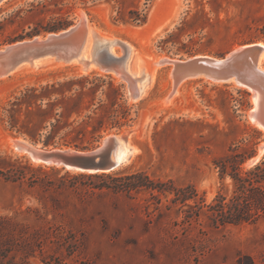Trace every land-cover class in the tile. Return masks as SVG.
<instances>
[{"label":"rangeland","instance_id":"rangeland-1","mask_svg":"<svg viewBox=\"0 0 264 264\" xmlns=\"http://www.w3.org/2000/svg\"><path fill=\"white\" fill-rule=\"evenodd\" d=\"M131 9L146 21H132ZM80 14L99 34L131 45L130 63L136 66L141 59L145 72L158 58L221 56L242 44L264 41V0H5L0 4V47L21 40L20 36L44 35L48 32L42 27L58 19L70 26ZM37 29L41 32L28 36ZM114 50L120 51L118 46ZM169 68L157 67L134 100L127 98L125 83L115 75L82 73L72 63H50L0 78V156L21 160L15 166L26 175L13 182L0 174V261L264 264V215L255 223L218 229L201 216L183 227V212L171 202L172 193L93 186L113 185L116 177L141 171L170 187L193 185L208 204L218 191L229 197L233 190L230 178H219L215 159L238 145L250 152L243 169L264 157L263 150L249 163L264 136L247 118L252 105L247 90L192 78L165 101L171 91ZM82 75L90 77L87 87L97 88L95 106L100 100L109 104L112 95L94 76L119 86V104L128 111L127 119L132 118L121 129L105 133L130 131L126 144L135 148L126 162L109 172L111 178H74L86 173L33 163L8 143L24 136L9 130L2 120L10 100L26 88ZM114 108L121 113L118 106Z\"/></svg>","mask_w":264,"mask_h":264},{"label":"trees","instance_id":"trees-1","mask_svg":"<svg viewBox=\"0 0 264 264\" xmlns=\"http://www.w3.org/2000/svg\"><path fill=\"white\" fill-rule=\"evenodd\" d=\"M128 12L132 21L138 23L146 21V16L140 17L135 9ZM68 25L66 21L58 19L43 26L41 30L52 32ZM41 30L37 29L28 36L38 34ZM261 30L264 35V26ZM22 38L18 37V39ZM89 78L88 75L70 76L47 82L39 88L34 86L26 88L3 108L5 115L2 120L7 123L9 130L24 135L32 141H39L45 146L91 148L106 132L121 129L128 125L132 118L127 119L128 111L119 104L122 97L120 87L99 75L94 76L93 79L100 80L102 86L106 85L112 99L109 104H104L100 100L95 106L93 95L97 88L86 86ZM115 106L121 109V113L114 108ZM248 157L250 152L245 148L239 150L238 145L230 147L225 155L214 160L219 178L221 180L230 178L233 190L229 197L218 191L208 204L198 196L193 185L170 187L165 182L151 180L141 171L118 176L113 185L99 183L93 186L127 192L147 189L158 194L172 193L171 202L178 205V209L183 212L181 220L183 227L201 216H205L207 224L214 229L229 225L239 226L255 223L264 215V157L250 168L243 169L242 164ZM0 163L4 164L0 166V174L5 180L16 182L26 176L15 166L22 163L18 158L0 156ZM76 177L106 179L111 178L112 175L110 173L76 174L74 178ZM0 264L16 263L10 260L3 263L2 260Z\"/></svg>","mask_w":264,"mask_h":264},{"label":"water","instance_id":"water-1","mask_svg":"<svg viewBox=\"0 0 264 264\" xmlns=\"http://www.w3.org/2000/svg\"><path fill=\"white\" fill-rule=\"evenodd\" d=\"M3 1L0 0V4ZM98 34L86 20L78 18L64 29L11 42L0 47V78L23 65L38 64V67H44L50 62H77L84 73L95 68L105 74L117 75L119 81L126 85L127 98L136 99L140 95L137 83L141 77H132L127 72L128 43L115 40V45L120 47L118 54L110 49L109 42L98 40ZM263 55L264 41H258L237 46L221 56L194 55L183 59H160L154 64H167L170 67L171 91L166 100L181 82L194 77L217 84L231 83L247 90L252 99L247 118L257 125L264 136V70L260 64ZM129 135L130 131L110 132L101 138L99 145L87 149L64 145L45 146L25 136L17 137L21 140H15L14 146L33 163L74 173H109L122 164L119 159L121 144L129 140ZM258 154L259 150L249 163H254Z\"/></svg>","mask_w":264,"mask_h":264},{"label":"bare ground","instance_id":"bare-ground-1","mask_svg":"<svg viewBox=\"0 0 264 264\" xmlns=\"http://www.w3.org/2000/svg\"><path fill=\"white\" fill-rule=\"evenodd\" d=\"M80 19H84L85 20V18H84V16H83V14H80ZM90 27V26H89ZM92 28V27H91ZM97 39L98 40H101V41H106V42H109L110 43V49L112 50V51H115L114 50V47L115 46H117V45H115V40H118L117 38H112V37H108V36H105V35H102V34H98V36H97ZM120 40V39H119ZM121 41H123V40H121ZM114 42V43H113ZM128 46H129V50H130V52H129V56H128V59H127V72H128V74L130 75V76H132V77H136V76H140L141 78L139 79V83H137V87H138V89H139V91H140V95L143 93V91H144V86L146 85V84H148L149 82H150V80H151V78H152V74L154 73V70H156V68L157 67H159L158 65L156 66V64H154L155 62H157L158 60H160V59H168V58H158L157 60L155 59V60H153L150 64H149V72H145L146 70L148 71V69H145V66H141V64H142V60L140 59L137 63H136V66L134 65V64H132V63H130V60H129V57H131L130 56V53L132 52V49H131V45H129L128 44ZM119 47V46H118ZM88 48L90 49L91 48V43L88 45ZM119 49H120V47H119ZM115 52H117V51H115ZM118 54H120V51H118L117 52ZM140 62H141V64H140ZM51 64H54V65H58V64H64V63H55V62H50ZM50 63H48V64H50ZM72 64H75V65H77L78 66V68H81L80 67V65H79V63H77V62H73ZM140 64V65H139ZM260 64H261V68L264 70V55L262 56V58H261V61H260ZM39 65L38 64H34V65H23L22 67H20V68H18V69H16L14 72H12V73H10L11 75H14V74H18V73H20V72H23V71H26V70H29V69H34V68H37ZM39 68V67H38ZM92 70H95V71H98L99 72V70L98 69H92ZM169 71H170V68H169ZM89 72V71H88ZM87 72V73H88ZM101 72V71H100ZM138 72V73H137ZM82 73H84V72H82ZM101 73H103V72H101ZM169 74V78H170V73H168ZM111 75H115V74H111ZM117 78H118V76L117 75H115ZM4 77H6V76H4ZM3 77V78H4ZM2 78V77H1ZM194 78H197V77H194ZM192 79V78H191ZM203 79V78H202ZM187 80V79H186ZM185 81V80H184ZM183 81V82H184ZM182 83V82H181ZM180 83V84H181ZM180 84L178 85V87L180 86ZM231 84V83H230ZM232 85H234V84H232ZM236 86V85H235ZM177 87V88H178ZM177 88L175 89V91H174V93H176V91H177ZM139 95V96H140ZM172 97V95L169 97V99ZM136 98H138V97H136ZM251 98V97H250ZM168 99V100H169ZM165 101H167L166 100V97H165ZM253 124L254 125H256L254 122H253ZM257 126V125H256ZM258 128V127H257ZM16 140H21L20 138H17ZM14 139H10L9 140V145L10 146H13V149L14 150H16V151H19V152H22V151H20L19 149H17L15 146H14ZM126 142H128V141H126ZM126 142L125 143H122L121 145V151H120V153H119V159L122 161V163L125 161H127L128 159H129V157L133 154V152H134V150H135V148L133 147V146H131L130 144L128 145V144H126ZM263 150H264V142L262 143V144H260L259 145V154H258V156L263 152Z\"/></svg>","mask_w":264,"mask_h":264}]
</instances>
